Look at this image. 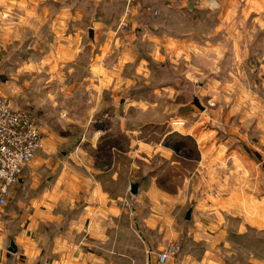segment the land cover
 Listing matches in <instances>:
<instances>
[{
	"label": "rangeland",
	"instance_id": "rangeland-1",
	"mask_svg": "<svg viewBox=\"0 0 264 264\" xmlns=\"http://www.w3.org/2000/svg\"><path fill=\"white\" fill-rule=\"evenodd\" d=\"M199 1L137 0L128 15L125 0L38 3L50 10L46 22L42 19L34 22L42 23L43 28L37 32L41 36L49 38L53 34L49 24L56 21L63 22L66 34L80 35V39L89 41L90 29L103 25L105 31L98 40L103 46L106 43L108 49L102 65L89 66L84 61L62 63L50 47L51 41L35 48L33 42L32 47H25L30 40L24 39L0 44V97L7 98L15 109L32 115L45 140L49 138L52 143L55 156L65 163L71 161L79 144L89 149L94 143L96 146L86 152L91 154L95 165L101 168L111 165L112 172L119 171L120 176L110 185L124 189L127 216L132 223L135 215L131 211L139 194V191L132 193L133 184L140 187L154 180L166 194L177 195L179 190L183 195L188 185L198 199L202 193L200 185L205 187V182L213 190L215 186L221 192L225 190L222 173L216 166L208 176L200 175L199 170L200 148L196 139L202 131L208 138L216 137V132L206 133V126L200 122L205 110L195 101L204 106L200 100L203 98L200 68L209 73L212 67L216 69V49L191 46L184 39L190 31L197 44L200 39L215 38L210 27L217 20L215 7L201 13L190 11L189 2L196 6ZM226 4L230 8L232 2ZM102 48L97 45V54H103ZM206 51L208 58H199ZM47 52L53 56L46 58ZM103 69L111 80H99ZM104 122H109L110 128L99 133L97 126ZM181 139L186 147L179 152L166 144ZM99 145L105 147L101 152ZM143 199L158 200L150 195ZM189 209L191 219L186 220ZM150 211L166 215L165 208L147 203L140 214L144 216ZM200 211L193 207V202L177 209L174 220L179 236L163 250L177 243L181 247L177 255L184 250L200 254L209 248L216 250L227 264H264V228L242 222L247 208L219 209V215L225 217L222 224L204 225ZM219 228H223L222 233ZM199 232L202 238L194 239ZM216 233L220 235L215 237Z\"/></svg>",
	"mask_w": 264,
	"mask_h": 264
},
{
	"label": "crops",
	"instance_id": "crops-1",
	"mask_svg": "<svg viewBox=\"0 0 264 264\" xmlns=\"http://www.w3.org/2000/svg\"><path fill=\"white\" fill-rule=\"evenodd\" d=\"M41 1L0 0V44L24 39L30 40L25 47H32L33 42L35 48L51 41L50 47L62 63L102 65L108 46L98 39L104 26L92 28L93 37L83 41L80 35L66 34L63 22L55 21L49 24L53 34L41 36L37 32L42 23L34 22H46L50 12L38 6ZM228 1L232 2L230 8ZM193 4L189 2L193 13L213 7L216 11V24L210 27L215 38L200 39L197 44L190 31L184 41L216 49V69L212 67L209 73L200 68L204 106L200 105L205 110L200 122L206 126V133L212 130L216 137H204L202 131L196 140L200 175L208 176L216 166L226 185L224 192L218 186L213 190L205 182V187L200 185L199 199L188 185L183 195L181 190L178 195L166 194L153 180L138 186L132 223L124 189L110 185L120 176L119 171L112 172L111 165H95L86 152L96 146L94 143L89 149L79 144L71 161L65 163L55 156L49 138L43 136L44 147L24 167L6 204L0 205V264H159V253L179 236L174 220L177 209L192 202L201 209L204 225L223 223L225 217L219 215V209L241 207L248 209L242 222L264 228V0H201L195 3L200 7ZM97 45L104 47L103 54H97ZM49 56L53 55L47 52L46 58ZM199 58H208L207 51ZM99 74L100 81L111 80L105 69ZM97 128L102 133L110 123ZM146 195L158 200L145 201ZM146 203L165 208L166 215L154 211L141 215ZM219 230L223 232V228ZM195 238H202V234L196 233ZM165 264L227 263L216 250L206 248L200 254L184 250Z\"/></svg>",
	"mask_w": 264,
	"mask_h": 264
},
{
	"label": "built area",
	"instance_id": "built-area-1",
	"mask_svg": "<svg viewBox=\"0 0 264 264\" xmlns=\"http://www.w3.org/2000/svg\"><path fill=\"white\" fill-rule=\"evenodd\" d=\"M137 0H125L126 15L133 11ZM44 147L43 133L27 111L15 109L11 102L0 97V205L6 204L11 189L37 152ZM181 251L179 244L169 245L158 255L165 264Z\"/></svg>",
	"mask_w": 264,
	"mask_h": 264
},
{
	"label": "trees",
	"instance_id": "trees-1",
	"mask_svg": "<svg viewBox=\"0 0 264 264\" xmlns=\"http://www.w3.org/2000/svg\"><path fill=\"white\" fill-rule=\"evenodd\" d=\"M166 144L169 147H172L176 152H179L180 150H182V148H185L186 147V143H185V141L183 139H181L179 141H176L175 143H169V142H167ZM104 148L105 147H103L102 145L101 146L99 145L98 150L101 152V151H103ZM102 155H104V154H102Z\"/></svg>",
	"mask_w": 264,
	"mask_h": 264
},
{
	"label": "water",
	"instance_id": "water-1",
	"mask_svg": "<svg viewBox=\"0 0 264 264\" xmlns=\"http://www.w3.org/2000/svg\"><path fill=\"white\" fill-rule=\"evenodd\" d=\"M89 33H90V37H93L94 32H93V29L92 28L90 29V32ZM195 103L198 106H200V103H199L198 100H196ZM131 191H132V193L136 194L137 191H138V185L137 184H133L132 187H131ZM190 217H191V209H189L187 211V213H186V219H190Z\"/></svg>",
	"mask_w": 264,
	"mask_h": 264
}]
</instances>
